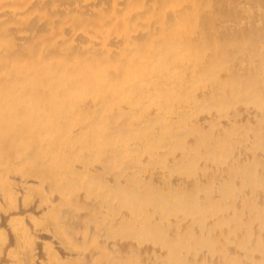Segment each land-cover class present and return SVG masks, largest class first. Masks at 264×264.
I'll return each mask as SVG.
<instances>
[{"label":"bare ground","instance_id":"obj_1","mask_svg":"<svg viewBox=\"0 0 264 264\" xmlns=\"http://www.w3.org/2000/svg\"><path fill=\"white\" fill-rule=\"evenodd\" d=\"M226 1L236 13H204L217 27L207 39L185 33L189 20L165 25L162 9L153 18L170 38L162 47L120 33L131 57L118 76L98 48L87 49L84 76L83 59L47 51L43 61L31 38L17 63L1 58L0 264H264V0ZM63 6L43 16L72 31L76 12L61 18ZM7 32L4 23L0 42L14 43ZM150 95L155 108L144 107Z\"/></svg>","mask_w":264,"mask_h":264},{"label":"rangeland","instance_id":"obj_2","mask_svg":"<svg viewBox=\"0 0 264 264\" xmlns=\"http://www.w3.org/2000/svg\"><path fill=\"white\" fill-rule=\"evenodd\" d=\"M59 1L60 2L62 1V2L60 3ZM92 1H94L93 3H96V4L91 3ZM114 1H116V2H114ZM256 1H263V0H242V1L239 0L237 4L242 6V5H244L243 3L246 2V4L249 3L251 5V4L255 3ZM53 2H54V4H53ZM118 2H119V4H117ZM125 2H126V4H125ZM40 3H42L41 4L42 6L39 5ZM69 3L66 2V0H58V1L57 0H51V1L50 0H0V12L2 11V13L0 14V26H2L4 23H6V27L8 28V32L6 33V38L8 37V39L14 40V43L9 44V43L5 42V37H3V40L0 42V60L3 56H7V57H11V58L15 59L14 61L17 63L18 60L22 59L26 53L25 49L21 45L18 46V44H20L21 40L24 38H31V39H34L36 42L39 43L40 46L38 47L37 53H39L38 55L41 56V59H43V61L46 60V58H48V59L50 58V56L47 55V51H49V53L52 56L57 57V59H63V60L72 59V61L75 58L76 59H83L85 61L81 60V62L83 64H82L81 69L79 70L80 71L79 73H80V76L81 75L84 76V72L86 71V68L90 66V64L92 63V59L94 58L93 57L90 59V56L88 57L87 49H92V50L96 49L97 52L99 50V52L104 57H106V58L103 57L104 63L103 64L101 63V66L102 67L103 66L108 67L107 73L115 74L118 76V75H121L122 73H124V70H125V64L124 63L126 62V60H129V58L131 57V52L128 49L125 51V48H124L121 51V47H122L121 42L123 39H120V38L122 37V35L124 37H126L129 42L135 41V43H137L139 41H144L146 43H150L151 45H152V43H155V44L160 43L161 47H162L161 44H164L167 39H170L168 34L164 31V29H160V28L154 29L153 21H155V20H153V18H155L156 13L158 12L159 9H162L161 12L164 15V19H166V21L165 20L163 21V23L165 25H168V23H172L174 21L182 22L183 19L189 20L187 27H186L187 30L185 31V33L193 32L195 34L196 30H198V28H199V30L203 34H205V36H204L205 39L215 35L214 33H217V27H216L215 22L210 17H207L205 15L206 13L207 14L208 13L214 14L215 16H225L227 12H228L227 13L228 15H235V13H236V12L234 13L235 10L232 8H230V10H228L229 5L227 6L226 0H215L216 5L204 4L205 5L204 7H203V5L202 6H198V5L192 6V4L186 6V4H184L182 0H157L156 2H153V0H128V1L127 0H123V1L122 0H107V1L106 0H77V1H75V0L71 1L70 0ZM21 4H22V7L18 9L17 8L18 5L21 6ZM35 4H38L39 6L37 7ZM46 4H47V6H46ZM85 4H87L86 7H85ZM182 4H183V6H181ZM81 5H84V6L82 7ZM31 6L33 7V11H31V8H32ZM50 6H51V8H50ZM59 6L60 7L63 6V9H61L62 12H63V10L65 11L63 13L61 11H59L58 13L60 16L66 15V17H67L71 13V11L76 12V13L75 12L74 13L77 15V22L74 25V29H72V31H71V29H67V28H66L67 29L66 31H65V29L63 31L60 27H58L59 26V20H54L53 22H51L50 18H49V20L47 19V21H46V16L45 17L43 16L45 13H48L49 16H51L50 14H52V12L54 10L58 9ZM240 6H239V8H240ZM29 7H31V8L28 11L27 9ZM42 7L44 8V11H42L43 10ZM127 7H129V8H127ZM148 7H153V8H150V10L146 11L145 9H148ZM222 7H224V8H222ZM133 8H135V10L138 12L144 11L142 17H140L141 15H139L138 20H136V21H132L130 19V17L133 16L132 15L133 14ZM197 8H201V9L194 12V9H197ZM209 8H211V9H209ZM123 9H126V11L128 12V13H126L125 16H122V13H124ZM173 9H175V10H173ZM206 9H207V12L205 11ZM224 9H225V12H223ZM6 10H8V11H6ZM19 10L20 11L23 10V12L22 11L20 12ZM107 10H109V11H107ZM171 10H173V11H171ZM25 12H27V13H25ZM168 13H169V15H168ZM174 13H176V15ZM165 14L168 15L169 17H165ZM62 16H61V18H62ZM78 16H80L81 18H78ZM40 17L44 18L45 20L44 19L40 20ZM243 17L241 19H243ZM31 19L33 20V22H31ZM124 19L131 20V21H129L131 23L130 24L131 26H129V28H127L126 31H124L125 29H123L122 24H121V27L118 26V25H120L121 22H123ZM143 20L150 21L151 24H153V25H150L148 29L147 28L144 29L143 24H142ZM199 20H200V22H198ZM103 21L105 22V25H103L104 27L101 30L103 33L98 35V34H95L94 32H92L93 30L98 28L99 23L103 22ZM48 22L50 25H48ZM199 23H201L202 25L201 24L199 25ZM25 24H29L33 28L27 30L25 28L26 27ZM40 24H42V25H40ZM21 25H23V26L25 25V26L22 27ZM81 25L83 27H81ZM213 25H215L214 28L212 27ZM38 26H41V27L43 26V27L41 28ZM88 26L90 29L88 28ZM194 26L197 28H195ZM241 27L244 28V25H242ZM12 28L13 29L16 28L17 30L14 29V30H16V31H14V30H12ZM43 28H45L47 31H50L48 36L46 35V31ZM242 28H241V30H242ZM40 29H41V31H39ZM139 30H140V33L145 32V34L144 33L138 34ZM33 31H35V32H33ZM120 33L122 35L119 37ZM71 34H73V35H71ZM142 35H144V36H142ZM82 36H84L83 37L84 40L82 39ZM138 36L140 37V40L138 38L136 39V37H138ZM117 40H120V41H118L119 43L115 42ZM82 41H83V43H82ZM107 41H109V42H107ZM111 41H113L114 43ZM96 42H98V43L95 44ZM88 43H90V45L93 43L92 48L89 47L90 45H88ZM106 43H107V45H106ZM180 45H181V43H180ZM97 48H98V50H97ZM149 50L150 49L148 47L144 52H142L143 57L145 59H146V56L150 53ZM120 51H121V54H120ZM109 55H111V56L108 57ZM121 56L123 58L122 61H121ZM139 56L140 55H138L137 59L135 60L137 66L140 65L139 62L142 60ZM85 57L86 58L88 57V59H86ZM96 57L98 59V58H100V55H97ZM28 61H29V59H28ZM135 62L133 65H135ZM16 63H14V64L16 65ZM74 63H78L77 60ZM29 64L32 65L30 62H29ZM78 64H80V62ZM140 67H142V66H139V68ZM147 71H148L147 77L142 82L148 83V81H150L151 79H156L161 70L158 69L155 72L151 71V70H147ZM94 79H95V77H94ZM183 90L184 89L182 87L178 91H183ZM95 93H96V91H94L92 93L90 92L88 96L93 97L96 95ZM142 97H144V96H142ZM145 99H146V101L144 102V104H145L144 107H147V106H149L151 108L156 107V105H153V104H157L154 96L150 95V96L146 97ZM116 103L117 102L112 103V105L113 104L115 105ZM141 113H143V115L145 117H150V115H152L151 111H148V109L141 111ZM156 114H159L158 110H156ZM136 116L132 117L129 115L125 118V120H129L130 118L136 119ZM125 128H126V126L123 127V129H125ZM156 138H158V137H156ZM154 142H156V139ZM188 143H187V145H188ZM161 170H163V169H161ZM156 172L159 173V170L158 169L152 170L151 173L152 174H158ZM161 178L164 179L163 176H161ZM175 183H172V187L170 185L169 188H167V190H165V191L168 193V192L172 191L174 188H176L178 185L177 181H175Z\"/></svg>","mask_w":264,"mask_h":264}]
</instances>
